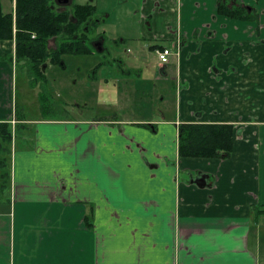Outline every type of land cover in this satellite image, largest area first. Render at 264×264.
I'll return each instance as SVG.
<instances>
[{"label": "crops", "instance_id": "0c3cea01", "mask_svg": "<svg viewBox=\"0 0 264 264\" xmlns=\"http://www.w3.org/2000/svg\"><path fill=\"white\" fill-rule=\"evenodd\" d=\"M238 1L261 21L220 15L218 0H142L137 40H185L155 74L176 85L169 118L19 117L18 67L1 59L16 42L0 41V122L21 129L6 151L0 264H264V0ZM2 6L15 14L16 0ZM184 122L233 124L231 156L181 157Z\"/></svg>", "mask_w": 264, "mask_h": 264}, {"label": "rangeland", "instance_id": "374dc122", "mask_svg": "<svg viewBox=\"0 0 264 264\" xmlns=\"http://www.w3.org/2000/svg\"><path fill=\"white\" fill-rule=\"evenodd\" d=\"M84 0H77L82 3ZM85 2H89L85 1ZM96 6L94 32L105 38L106 51L91 55H65L62 64L48 71L45 80L31 85L27 68L18 65L16 76L17 114L30 119H72L80 117H139L175 116L176 85L170 90L156 81L158 67L151 51L143 50L144 43L136 39L142 14V0H93ZM96 21V22H97ZM161 28V17L156 19ZM124 39L126 42H121ZM151 41V40H150ZM163 41V40H161ZM172 47V42H166ZM119 55L128 69H142L144 80H132L120 72L113 57ZM157 60V58H156ZM94 74L98 79L86 78L84 72L105 62ZM108 61V62H107ZM175 63L168 65L172 77ZM85 76V78H84ZM84 78V79H83ZM137 90V91H136ZM168 91L165 100L161 96ZM195 92H190L194 94ZM132 112H131V110ZM13 137L5 140L0 133V193L7 186L10 173L7 149L18 129L12 125ZM20 128V127H18Z\"/></svg>", "mask_w": 264, "mask_h": 264}, {"label": "trees", "instance_id": "16d2710c", "mask_svg": "<svg viewBox=\"0 0 264 264\" xmlns=\"http://www.w3.org/2000/svg\"><path fill=\"white\" fill-rule=\"evenodd\" d=\"M62 0H16L15 14L5 12L0 0V41L15 40L13 61L27 68L31 85L45 80L44 64L62 62L65 54L91 53L89 39L96 7L91 4H65ZM64 1V0H63ZM218 13L241 21H258L254 6L238 0H218ZM1 136L11 141V125L0 122ZM234 146V125L230 123L187 122L179 125L178 151L181 157L227 159ZM4 162L0 159V166ZM87 226L92 227L90 218Z\"/></svg>", "mask_w": 264, "mask_h": 264}, {"label": "flooded vegetation", "instance_id": "af4514ba", "mask_svg": "<svg viewBox=\"0 0 264 264\" xmlns=\"http://www.w3.org/2000/svg\"><path fill=\"white\" fill-rule=\"evenodd\" d=\"M60 2H64L65 4H68L69 2H71V3H74V4H88V3H91V4H93V2H86V3H76V1L75 0H62V1H60ZM94 6H95V4H93ZM96 7V6H95ZM95 19V18H94ZM96 20V19H95ZM97 21V20H96ZM95 21V23H98V21L96 22ZM261 21V14H260V18H259V20L257 21V22H260ZM95 23L91 26L92 28H91V32H90V37H89V39H86L85 40V42L87 43V45L92 49V52L91 53H84V54H86V55H91V54H93L95 51H98V52H104V51H106L107 49H106V47L104 46L105 45V38L101 35V33H96V32H94V26H95ZM263 25H264V22H263ZM177 40H180L179 41V49H178V52H179V54L178 55H176V56H172L171 57V59H170V61L169 62H171V60H172V58H178L179 56H180V54H181V52H182V48H183V45H184V42H185V40H184V38H182V37H180V36H177V38L174 40V42L172 43V47L171 48H173V49H175V46L177 47ZM165 47H169V46H165L164 44H162L161 42H159V43H155V44H152L151 46H146L145 48H143V50H149V51H151V54H152V57H154V55H156L157 56V58H158V54H157V50H159V49H163V48H165ZM71 53H69V54H65V55H70ZM65 55H63V56H65ZM71 55H81V54H71ZM112 61L114 60L117 64H118V67H119V69H120V72H122L124 75H126V74H129V73H135V74H132L133 76L135 75H139V72H141L142 71V69H128V68H126L125 67V65H124V62H123V60L121 59V57L119 56V55H116V57H113V59H111ZM158 60H159V58H158ZM62 61H63V58H62ZM108 62V61H107ZM160 62V61H159ZM169 62H167V63H162V62H160L161 63V67H159L158 68V70H160V71H158V74H159V76L162 74V70H164V67L166 66V64H168ZM52 64V63H50V61L48 60L45 64H44V67H43V69H45V66L47 65V64ZM58 64H62V62L61 63H58ZM103 64H106V61L105 62H100V63H98L96 66H94L93 68H91L90 70H88V71H86V72H84V74L85 75H87L86 77H92L93 76V74H94V72H95V70L97 69V68H101L102 67V65ZM52 65H57V64H52ZM137 73V74H136ZM143 73V72H142ZM45 74V73H44ZM144 74V73H143ZM46 76V75H45ZM167 92H165V94H162V96L164 95V96H167V94H166ZM162 96H161V98H162ZM184 123H187V122H184ZM203 123H209V122H203ZM231 124V123H230Z\"/></svg>", "mask_w": 264, "mask_h": 264}, {"label": "built area", "instance_id": "2783aa9c", "mask_svg": "<svg viewBox=\"0 0 264 264\" xmlns=\"http://www.w3.org/2000/svg\"><path fill=\"white\" fill-rule=\"evenodd\" d=\"M179 41L177 40V47L175 46V49L171 48V47H165L163 49H159L157 50V54H158V58L159 61L162 63H167L170 61L172 56H176L179 54L178 49H179Z\"/></svg>", "mask_w": 264, "mask_h": 264}]
</instances>
